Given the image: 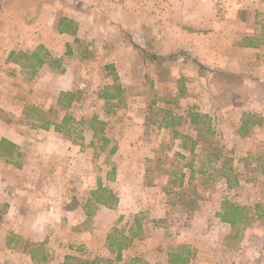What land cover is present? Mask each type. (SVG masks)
<instances>
[{"label":"rangeland","instance_id":"rangeland-1","mask_svg":"<svg viewBox=\"0 0 264 264\" xmlns=\"http://www.w3.org/2000/svg\"><path fill=\"white\" fill-rule=\"evenodd\" d=\"M63 18L77 41L58 33ZM8 45L42 46L62 66L32 77L7 62ZM143 49L171 58L144 61ZM116 76L123 101L107 104ZM62 92L78 98L70 109ZM27 106L58 123L96 116L108 142L87 123L80 135L37 128ZM0 111L19 122L0 121V140L22 150L20 168L0 159V263L11 251L6 264H170L186 247L190 264H264V0H0ZM188 111L209 115L210 132ZM166 112L182 120L166 128ZM245 114L259 124L242 137ZM225 203L246 208L233 226ZM138 225L117 262L108 235Z\"/></svg>","mask_w":264,"mask_h":264},{"label":"trees","instance_id":"trees-1","mask_svg":"<svg viewBox=\"0 0 264 264\" xmlns=\"http://www.w3.org/2000/svg\"><path fill=\"white\" fill-rule=\"evenodd\" d=\"M59 33L60 34H68L74 37V39L77 41V32H78V25L75 21L70 20L68 18H63L59 23ZM247 46L250 47H257L254 43H248ZM143 52V59L144 61H150V62H162L170 59L171 56L166 57L163 55H160L158 53L149 52L147 50H141ZM71 50H69L68 54H71ZM49 53L46 51L42 46H40L38 49L33 51L32 53H24V52H11L9 55V58L7 59V62L14 63L16 65H19L22 69H27L28 72H30V75L33 77L39 69H41L45 65H50L52 63L55 64L56 67L62 66L61 60H49ZM124 89L122 88L119 78L116 76L114 78V83L111 86H108L104 88V90L101 91L99 98L103 99L105 103H110L113 101H117V104L121 103L123 101L122 96L124 94ZM78 101V98L76 97V94L73 92H62L58 98V105L64 107L65 109H70L74 103ZM112 104V103H111ZM24 116L26 118H29L33 121L34 126L37 128L48 130L51 126H54L58 129L61 128H67L70 123L69 132L75 131L80 135L81 133L78 131L76 126L83 125L85 123L88 124L87 130H90L93 134L94 138H99V140L103 141V144L105 145L108 142V139L103 136L105 131L106 122L100 120L98 117L94 116L90 120L86 121L85 119H82L78 121L70 114L66 115L61 123L58 122H52L49 119L46 118V113L39 108L35 106H27L24 109ZM168 114L167 117L172 118V120L165 121V127L171 128L175 127L179 121L182 120V117H172L171 112H166ZM7 115L0 111V121L10 126V128L15 129L19 122L13 123L11 119L6 117ZM187 118L189 120L190 125H192L197 131L200 132V134H203L204 131L210 132V123H211V117L207 114H201L195 111H188ZM258 116L252 115V114H245L243 118V122L240 126V136H246L250 130L251 127L254 125L259 124ZM209 123V124H208ZM251 125V127H250ZM82 138V137H81ZM188 139L187 137H185ZM196 144L195 141H192V147L190 150V153H193L194 145ZM103 145V146H104ZM185 148V145H184ZM115 148L112 149V153L115 152ZM22 156L21 148L13 143L12 141L3 138L0 140V159H2L5 163L8 164H14L16 167H21L22 164L18 163V159H20ZM99 190L101 192H106L107 190L103 189L102 187H99ZM108 197L110 199H113L112 193L109 192ZM103 196L100 194L98 198H96V202H101ZM117 200H115L116 202ZM103 204H106V202H103ZM260 208V206H258ZM246 208H240L237 206H234L230 203H225L223 205V212L219 213L218 216L221 219L222 222L235 225L238 221L240 222L242 218H239ZM261 216H264V210L261 211ZM88 215H90L88 213ZM142 232V228L138 225V231L135 233L133 232V227L130 229V235H124L118 234V231L113 232L112 234H109L107 237V245L110 248V250H116V260L117 262L122 261V252L126 249H128L131 246V243L133 242L134 238H137ZM193 257L192 251L189 248L182 247L179 248L176 252L172 253L170 255V264H190L191 258ZM136 261V260H135ZM89 264L88 261L82 260L80 258L76 257H66L65 262L63 264ZM134 264V263H132Z\"/></svg>","mask_w":264,"mask_h":264},{"label":"crops","instance_id":"crops-1","mask_svg":"<svg viewBox=\"0 0 264 264\" xmlns=\"http://www.w3.org/2000/svg\"><path fill=\"white\" fill-rule=\"evenodd\" d=\"M58 28H59V25H58ZM58 33H59V31H58ZM60 34V33H59ZM60 35H66V36H68V37H73V36H71V35H68V34H60ZM79 36V29H78V32H77V37ZM74 38V37H73ZM9 47L8 48H10V45H8ZM14 50L15 49H13V47H11L10 48V51H9V53H11V52H14ZM18 52V51H17ZM51 56V55H50ZM61 56V55H60ZM57 60V59H56ZM58 60H62V59H58ZM4 138H7L8 140H10V141H12L13 143H15L16 145H18V146H20V141H18V140H15V139H12L11 137H4ZM21 153H22V150H21ZM13 198H16V195L15 194H12V200L11 201H9V204L10 205H12V206H14L15 205V203H14V199ZM8 253H9V260H11V251H8ZM8 258H6V259H4L3 260V262L2 263H0V264H6V263H10V261H7V259ZM31 259H33L32 258V256H31Z\"/></svg>","mask_w":264,"mask_h":264}]
</instances>
